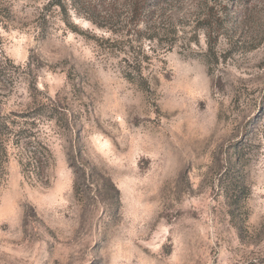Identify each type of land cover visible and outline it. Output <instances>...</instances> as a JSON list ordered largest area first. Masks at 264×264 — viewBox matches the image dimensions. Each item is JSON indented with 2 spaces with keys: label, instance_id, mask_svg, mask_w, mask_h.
I'll list each match as a JSON object with an SVG mask.
<instances>
[{
  "label": "rangeland",
  "instance_id": "374dc122",
  "mask_svg": "<svg viewBox=\"0 0 264 264\" xmlns=\"http://www.w3.org/2000/svg\"><path fill=\"white\" fill-rule=\"evenodd\" d=\"M134 1L0 0V264H264V0Z\"/></svg>",
  "mask_w": 264,
  "mask_h": 264
},
{
  "label": "trees",
  "instance_id": "16d2710c",
  "mask_svg": "<svg viewBox=\"0 0 264 264\" xmlns=\"http://www.w3.org/2000/svg\"><path fill=\"white\" fill-rule=\"evenodd\" d=\"M154 2L152 0H135L133 4V9L134 11L141 12L148 6L151 7L153 6ZM148 9V8H147ZM1 44V43H0ZM30 65H28V68ZM34 80L32 81L31 88L34 92L39 93L35 86H34ZM34 98V105H36L33 109L32 117H41L48 115L47 117L49 120H57L58 115H60V111L57 109L58 107L49 99V103H45L43 101H38ZM67 121V120H66ZM27 144L24 145L23 152H25L27 149L31 148L29 151L31 153V157H26L25 161V166L28 168V171L35 172V171H43L44 166H46L47 161H49V155H47V150L46 149H39L37 145H34L35 142H33L30 138L28 137ZM38 144V143H37ZM4 149L2 148V141L0 139V152H3Z\"/></svg>",
  "mask_w": 264,
  "mask_h": 264
}]
</instances>
